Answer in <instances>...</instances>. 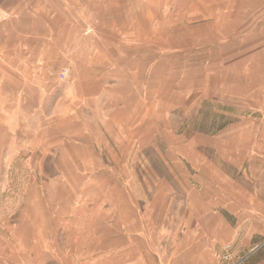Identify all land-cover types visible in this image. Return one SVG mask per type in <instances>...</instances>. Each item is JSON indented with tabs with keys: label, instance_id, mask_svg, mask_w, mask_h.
<instances>
[{
	"label": "crops",
	"instance_id": "crops-1",
	"mask_svg": "<svg viewBox=\"0 0 264 264\" xmlns=\"http://www.w3.org/2000/svg\"><path fill=\"white\" fill-rule=\"evenodd\" d=\"M207 3L0 0V264H264V118H180L264 76V0Z\"/></svg>",
	"mask_w": 264,
	"mask_h": 264
},
{
	"label": "rangeland",
	"instance_id": "rangeland-1",
	"mask_svg": "<svg viewBox=\"0 0 264 264\" xmlns=\"http://www.w3.org/2000/svg\"><path fill=\"white\" fill-rule=\"evenodd\" d=\"M207 1L210 2L207 4L212 6L211 0ZM224 1L225 0H223V2ZM252 18V25H259V13L252 15ZM252 33H255V31H252ZM253 65L255 70H257L256 72H262L264 70V62L258 61L255 62V64L253 63ZM224 80L227 82L228 78L225 77ZM239 81L242 82L236 87L237 94L235 101H230L227 99V96L221 98L214 96L211 101L204 102V111L196 109L186 113L185 116L183 115L180 118L185 120V124L195 122V118L198 116H203L205 120H211L212 118L217 119L213 126L205 127L206 133L208 132V129L213 130L214 132L217 130L216 128L222 129L225 124L243 122L244 118L263 119L264 107L262 109L259 108L261 103L259 101H264V76L261 78L251 77V79L246 81L241 78ZM243 81L247 82V85L250 87V91H252L250 94L251 97L243 93L245 90ZM214 83L215 86H218L219 84L218 82ZM191 127H193V125H191ZM253 128L257 130L259 129V126H253ZM240 138L242 139V137ZM25 161H22L21 167H19L21 161H17V164L15 165L17 167L14 169L15 172H17L7 175L8 179L5 178L4 173H0V230L8 228L9 225L18 224L19 218L25 209V207L21 205V200L26 191L21 188L29 177H35V174L28 173L30 170L29 159H26ZM5 181L12 184V189L5 188V185H7Z\"/></svg>",
	"mask_w": 264,
	"mask_h": 264
},
{
	"label": "built area",
	"instance_id": "built-area-1",
	"mask_svg": "<svg viewBox=\"0 0 264 264\" xmlns=\"http://www.w3.org/2000/svg\"><path fill=\"white\" fill-rule=\"evenodd\" d=\"M61 77L63 78L64 76H63V75H61Z\"/></svg>",
	"mask_w": 264,
	"mask_h": 264
}]
</instances>
